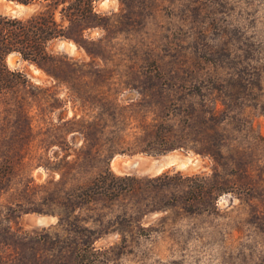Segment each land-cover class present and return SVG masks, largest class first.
Returning <instances> with one entry per match:
<instances>
[{"label":"rangeland","instance_id":"obj_1","mask_svg":"<svg viewBox=\"0 0 264 264\" xmlns=\"http://www.w3.org/2000/svg\"><path fill=\"white\" fill-rule=\"evenodd\" d=\"M96 11L53 62L6 58L0 264H264V0Z\"/></svg>","mask_w":264,"mask_h":264},{"label":"trees","instance_id":"obj_2","mask_svg":"<svg viewBox=\"0 0 264 264\" xmlns=\"http://www.w3.org/2000/svg\"><path fill=\"white\" fill-rule=\"evenodd\" d=\"M10 1L33 5L37 10L24 20L0 16V96L27 83L22 73L7 67L9 55H18L22 60L38 65L49 64L54 61L48 50L49 44L70 40L80 46L85 41L84 32L99 27L98 20L101 19L96 11L99 0ZM118 179L126 180L128 177Z\"/></svg>","mask_w":264,"mask_h":264},{"label":"water","instance_id":"obj_3","mask_svg":"<svg viewBox=\"0 0 264 264\" xmlns=\"http://www.w3.org/2000/svg\"><path fill=\"white\" fill-rule=\"evenodd\" d=\"M17 7H15V11L21 13L23 9L27 8L26 6H31V5H22L19 3H15Z\"/></svg>","mask_w":264,"mask_h":264}]
</instances>
